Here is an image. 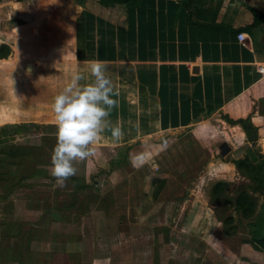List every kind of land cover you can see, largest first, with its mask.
<instances>
[{
  "label": "crops",
  "instance_id": "0c3cea01",
  "mask_svg": "<svg viewBox=\"0 0 264 264\" xmlns=\"http://www.w3.org/2000/svg\"><path fill=\"white\" fill-rule=\"evenodd\" d=\"M253 12L264 14V0H140L129 14L98 0H0V130L54 125V97L73 74L90 82L88 62L102 60L117 102L108 120L123 135L106 129L98 156L148 148L176 131L203 140L219 125L238 139L255 133L264 148V74L255 69L264 61V22L248 26ZM85 167L80 201L54 178H7L20 196L7 206L12 196L0 193V264L138 263L113 195L96 190L102 180L86 188ZM45 187L51 195L40 202Z\"/></svg>",
  "mask_w": 264,
  "mask_h": 264
},
{
  "label": "rangeland",
  "instance_id": "374dc122",
  "mask_svg": "<svg viewBox=\"0 0 264 264\" xmlns=\"http://www.w3.org/2000/svg\"><path fill=\"white\" fill-rule=\"evenodd\" d=\"M55 133L54 125H12L0 130V180H7L0 182V193L9 191L12 196L0 202L8 206L13 197L20 196L18 188H8L17 183L7 178L17 180L32 174L54 178L48 164L56 144ZM248 134L238 139L219 125L203 140L188 130L176 131L152 139L148 148L103 151L102 157L96 154L91 161H76L77 174L66 181L67 189L61 192L68 191L71 199L82 200L85 162L89 175H85L89 181L86 188L94 185L93 179L102 180L96 190L107 189L113 195L114 211L125 222L122 233L136 246L132 252L137 264H145L148 255L151 264H264L261 251L247 241L246 216L249 210L255 213L264 201V167L251 178L235 163L245 155L254 162L259 153L264 155L261 142ZM252 136L256 134L252 132ZM139 152H150L152 161L136 168L130 161ZM219 180L224 184L217 196L211 187ZM37 190L40 202L49 201L48 188ZM87 193L84 191L85 198L93 200L94 196ZM238 196L245 199L243 206L236 203ZM105 203L108 199L102 198ZM20 216L15 214L10 219L17 222ZM4 221L0 214L1 226H5ZM126 248L131 251L130 246Z\"/></svg>",
  "mask_w": 264,
  "mask_h": 264
},
{
  "label": "clouds",
  "instance_id": "9594fccd",
  "mask_svg": "<svg viewBox=\"0 0 264 264\" xmlns=\"http://www.w3.org/2000/svg\"><path fill=\"white\" fill-rule=\"evenodd\" d=\"M88 69L90 82L82 84L85 78L79 73L73 74L51 104L56 144L50 156V170L59 187H65L66 181L77 174L76 161L96 155V145L106 129L116 139L123 135L121 129L112 127L108 120L117 102L111 98L113 82L107 62L89 61ZM151 161L150 152H139L130 162L139 168Z\"/></svg>",
  "mask_w": 264,
  "mask_h": 264
},
{
  "label": "trees",
  "instance_id": "16d2710c",
  "mask_svg": "<svg viewBox=\"0 0 264 264\" xmlns=\"http://www.w3.org/2000/svg\"><path fill=\"white\" fill-rule=\"evenodd\" d=\"M103 5H113L115 3H122L126 7V11L129 14L130 11L140 2V0H98ZM264 22V14L253 12L252 20L248 26H254L260 22ZM255 45V43H254ZM230 121L231 119L228 118ZM232 121V120H231ZM242 122L241 119L235 120L234 122ZM242 126L248 130L249 126L242 122ZM252 157V156H251ZM254 158V156L252 157ZM238 168L243 170V173L248 174L251 178L256 176L263 170L264 167V155L259 153L257 160L254 162L250 156L245 155L242 158L235 160ZM223 181H216L211 187V193L219 196L222 193ZM158 189L155 190L156 194ZM245 199L241 196L236 198L238 206H243ZM246 216L249 218L247 222V241L251 244L254 249L261 251L262 260L264 261V201L260 204L258 210L247 211Z\"/></svg>",
  "mask_w": 264,
  "mask_h": 264
},
{
  "label": "built area",
  "instance_id": "2783aa9c",
  "mask_svg": "<svg viewBox=\"0 0 264 264\" xmlns=\"http://www.w3.org/2000/svg\"><path fill=\"white\" fill-rule=\"evenodd\" d=\"M237 37L238 39H242L243 37V34L241 32H238L237 33ZM255 69L261 73V74H264V61H258L255 63Z\"/></svg>",
  "mask_w": 264,
  "mask_h": 264
},
{
  "label": "water",
  "instance_id": "95a60500",
  "mask_svg": "<svg viewBox=\"0 0 264 264\" xmlns=\"http://www.w3.org/2000/svg\"><path fill=\"white\" fill-rule=\"evenodd\" d=\"M250 139H256V136H252V133L248 135Z\"/></svg>",
  "mask_w": 264,
  "mask_h": 264
}]
</instances>
